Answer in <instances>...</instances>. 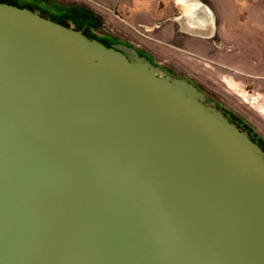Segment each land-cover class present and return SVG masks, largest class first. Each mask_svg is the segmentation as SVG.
I'll list each match as a JSON object with an SVG mask.
<instances>
[{"label": "water", "instance_id": "obj_1", "mask_svg": "<svg viewBox=\"0 0 264 264\" xmlns=\"http://www.w3.org/2000/svg\"><path fill=\"white\" fill-rule=\"evenodd\" d=\"M0 264H264V149L132 46L2 0Z\"/></svg>", "mask_w": 264, "mask_h": 264}, {"label": "crops", "instance_id": "obj_2", "mask_svg": "<svg viewBox=\"0 0 264 264\" xmlns=\"http://www.w3.org/2000/svg\"><path fill=\"white\" fill-rule=\"evenodd\" d=\"M90 1L108 13L113 26L131 39H125L128 43L138 48L141 47L137 44H143L154 56L162 55L164 49L156 44H163L178 56L226 60L227 69L234 72L232 66L251 67L247 61H255V51L259 52V46L256 48L251 39H244L242 34L253 28L255 11L260 12V0L85 2Z\"/></svg>", "mask_w": 264, "mask_h": 264}, {"label": "rangeland", "instance_id": "obj_3", "mask_svg": "<svg viewBox=\"0 0 264 264\" xmlns=\"http://www.w3.org/2000/svg\"><path fill=\"white\" fill-rule=\"evenodd\" d=\"M19 1L28 2V0ZM38 1L41 0H29L32 4ZM55 1L69 6L85 5L101 15L103 23L93 32L101 40L114 43V39L105 37L108 34H114L118 39L131 40L113 26L109 20L108 13L100 10L97 3L91 1L86 3L85 1L87 0ZM260 3V12L255 11L256 21L253 28L242 34L244 39H251L256 48L259 46V52L258 50L255 51L254 58L256 60L247 61L252 64L251 67L239 66L242 68L240 69L232 66L233 72L227 69L226 60L211 61L193 55L178 56L163 44H156L164 50L162 55L155 56V58L157 62L174 72L177 76L185 75L191 78L202 88V91L211 102L226 110L230 116H233L243 127L254 133L264 144V0H260ZM246 17L245 21L247 22ZM137 45L142 50L149 51L143 44ZM153 45L155 46V44ZM166 72L175 76L172 72Z\"/></svg>", "mask_w": 264, "mask_h": 264}, {"label": "flooded vegetation", "instance_id": "obj_4", "mask_svg": "<svg viewBox=\"0 0 264 264\" xmlns=\"http://www.w3.org/2000/svg\"><path fill=\"white\" fill-rule=\"evenodd\" d=\"M5 1L9 4H14L18 7H21L20 5L25 4L24 6H28L25 8H29L31 10H39L43 15H48L51 20L61 23L67 27H73L81 31L83 34L87 35L88 37L95 38L99 41L106 43L109 46L113 44H118V43H123L129 46H132L134 49H136L139 52L141 56H146V58H148L153 64L162 67L164 70L168 72H172L168 68L163 66L161 63L157 62L153 54L146 52L131 43H128L126 40L118 39L114 34H108L105 36L107 38L114 39L115 40L114 43L107 42V40L105 41L101 40V38H99L98 36L95 35V33H93L95 29L100 27V25L103 23L101 15L95 13L93 9H91L88 6L80 5V4L69 6L61 2H56L55 0H41L34 4L30 3L29 0H28L29 3L28 2L23 3V2H20L19 0H5ZM175 76L180 77V78H186L192 81V83H194L196 86H198L202 90V88L198 84H196L191 78L185 75L177 76L175 74ZM258 139L259 138L257 137V140Z\"/></svg>", "mask_w": 264, "mask_h": 264}, {"label": "trees", "instance_id": "obj_5", "mask_svg": "<svg viewBox=\"0 0 264 264\" xmlns=\"http://www.w3.org/2000/svg\"><path fill=\"white\" fill-rule=\"evenodd\" d=\"M24 5H25V4H24ZM24 5H20V6L23 7V8L28 7V6H24ZM218 107H219V106H218ZM219 108H220V107H219ZM220 109H222V108H220ZM222 110L226 113V115L230 118V120H231L232 122H235V123H236L238 126H240L242 129L247 130V128L243 127V126H242L237 120L234 119L233 116H230V114H229L226 110H224V109H222ZM247 131L250 133L252 139H253L256 143H258V144L264 149V144H263V142H262L260 139L257 140V136H256L254 133H252L250 130H247Z\"/></svg>", "mask_w": 264, "mask_h": 264}, {"label": "bare ground", "instance_id": "obj_6", "mask_svg": "<svg viewBox=\"0 0 264 264\" xmlns=\"http://www.w3.org/2000/svg\"><path fill=\"white\" fill-rule=\"evenodd\" d=\"M186 20H187V19H186ZM191 25H192V24H191ZM192 26H193V25H192ZM188 27L190 28V26H188ZM189 28H187V29H189ZM198 28H199V27H198ZM189 30H190V29H189ZM200 30H201V29H200ZM200 30H199V31H200ZM197 31H198V30H197Z\"/></svg>", "mask_w": 264, "mask_h": 264}]
</instances>
